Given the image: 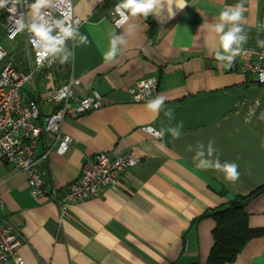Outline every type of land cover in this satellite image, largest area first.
<instances>
[{"label": "crops", "instance_id": "crops-1", "mask_svg": "<svg viewBox=\"0 0 264 264\" xmlns=\"http://www.w3.org/2000/svg\"><path fill=\"white\" fill-rule=\"evenodd\" d=\"M73 1L75 15L83 21L78 30L88 43L72 40L67 47L73 55L60 73L51 79L38 77L26 92L44 102L73 78L80 81L75 101L98 92L103 107L65 119L63 134L72 138L69 151H52L39 163L47 174V188L66 189L80 177L84 164L101 153L117 158L132 151L142 162L125 172L118 186L72 205L62 221L55 202L32 197L26 172L1 165L4 215L26 239L11 264H208L216 228L210 215L264 186V87L255 76L215 59L218 41L209 28L237 0H183V9H176L174 0L171 5L161 0L176 14L170 17L164 9L131 17L115 29L120 33L133 26L113 61H106L103 52L118 0ZM244 3L241 23L248 40L243 51L262 48L257 41L264 39V0ZM242 52L235 59L240 65ZM150 78L158 79L152 98L166 96L165 108L173 110V119L163 110L151 113L147 101H133L130 89ZM52 109L43 103V115ZM178 122H183L179 138L166 132L156 140L143 131L152 126L159 132ZM209 140L215 142L221 162L239 165L236 182L196 166V145ZM48 148L43 135L38 156ZM246 212L250 229H264V194ZM231 264H264V236L251 239Z\"/></svg>", "mask_w": 264, "mask_h": 264}, {"label": "built area", "instance_id": "built-area-1", "mask_svg": "<svg viewBox=\"0 0 264 264\" xmlns=\"http://www.w3.org/2000/svg\"><path fill=\"white\" fill-rule=\"evenodd\" d=\"M31 2L19 0L17 13H10L7 8L0 9V166L12 164L26 172L32 197L55 202L60 209L62 221L72 205L98 198L106 188L118 186L123 174L141 164L142 160L132 151L117 158L101 153L84 164L80 177L66 189L47 188V174L39 163L52 151L59 155L69 151L72 138L63 134L65 119L102 109L103 97L94 92L75 101L74 88L80 81L73 78L58 86L44 102L28 97V85L38 77L51 79L53 74L60 73L62 65L59 59L51 58L38 62L31 34L27 31L18 33L15 29L16 16L20 12L25 14ZM44 11L49 14L50 20L64 13L71 14L72 20L78 22L75 24L78 29L83 24L75 15L73 0H56ZM110 16L114 25V20L119 18L114 7ZM262 27L264 29V18ZM20 37L22 40L19 47L11 53L1 43L3 39L15 42ZM71 41L68 40L67 45ZM242 56L244 63L240 65L234 60L232 68L255 76L258 85L264 87V47L247 49L242 52ZM157 85L156 78L139 81L130 89L133 101L142 103L150 100L156 93ZM45 102L51 104L53 109L43 115ZM143 131L153 139L162 138L152 126L144 127ZM43 135L49 139V148L39 157L37 145ZM5 209L6 203L0 192V264H11V258L25 245L26 239L10 224L4 215Z\"/></svg>", "mask_w": 264, "mask_h": 264}, {"label": "clouds", "instance_id": "clouds-1", "mask_svg": "<svg viewBox=\"0 0 264 264\" xmlns=\"http://www.w3.org/2000/svg\"><path fill=\"white\" fill-rule=\"evenodd\" d=\"M173 0H169L171 5ZM19 0H0V9L7 8L10 13H17ZM176 9H183V0H174ZM51 0H32L27 14L20 12L14 25L18 33L27 31L31 34V42L37 50L38 62L43 59H59L60 62H67L72 57L73 52L67 47V41L73 40L79 44H87L88 37L79 32L75 26L76 21L72 20L71 14L61 13L59 18H48V13L44 9L50 7ZM166 9L167 14L172 17L176 13L171 6L165 8L161 0H119L114 6L115 13L119 18L114 20V28L109 31V44L103 58L106 61H113L121 51V46L126 41V34L132 30V25H128L124 32L117 33L115 29L128 24L131 17L147 16L150 13ZM244 0H237L235 4L226 5L218 15V22L210 24L209 28L215 34L218 46L215 51V59L230 66L237 55L243 51V45L247 43L248 35L244 31L242 21L245 19ZM257 44L264 47V39H259ZM167 97L157 95L147 101L145 107L154 115H159L163 110L164 116L173 119V110L165 108ZM183 122H178L176 126L161 129L157 135L163 137L165 133H170L173 138L181 136ZM215 142L209 140L207 145L199 143L196 145L193 160L200 169H214L223 173L224 178L230 182H236L240 178L239 165L235 161L221 162ZM163 149L165 145L161 143ZM189 150L192 146L189 145Z\"/></svg>", "mask_w": 264, "mask_h": 264}, {"label": "trees", "instance_id": "trees-1", "mask_svg": "<svg viewBox=\"0 0 264 264\" xmlns=\"http://www.w3.org/2000/svg\"><path fill=\"white\" fill-rule=\"evenodd\" d=\"M260 194H264V186L248 196L236 197L225 208L210 215L216 221V228L215 245L208 264H231L251 239L264 236V229H250L246 212L248 204Z\"/></svg>", "mask_w": 264, "mask_h": 264}, {"label": "rangeland", "instance_id": "rangeland-1", "mask_svg": "<svg viewBox=\"0 0 264 264\" xmlns=\"http://www.w3.org/2000/svg\"><path fill=\"white\" fill-rule=\"evenodd\" d=\"M21 40H22L21 37L18 38V40L15 41V42H9V41H7L6 39H3V40L1 41V43H2V45H4V47H5V48L11 53V52L15 51V50L19 47V45H20V43H21ZM62 65H64V62L62 63ZM62 65H61V66H62ZM1 68H2V65H0V70H1Z\"/></svg>", "mask_w": 264, "mask_h": 264}]
</instances>
